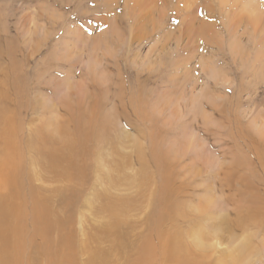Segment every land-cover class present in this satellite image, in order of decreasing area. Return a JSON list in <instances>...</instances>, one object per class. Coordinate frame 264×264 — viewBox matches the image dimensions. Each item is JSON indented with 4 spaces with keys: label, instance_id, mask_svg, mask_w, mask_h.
Returning a JSON list of instances; mask_svg holds the SVG:
<instances>
[{
    "label": "rangeland",
    "instance_id": "1",
    "mask_svg": "<svg viewBox=\"0 0 264 264\" xmlns=\"http://www.w3.org/2000/svg\"><path fill=\"white\" fill-rule=\"evenodd\" d=\"M124 1L0 0L1 213L18 228L20 190L3 188L4 163L43 217L68 216L79 264L91 253L230 264L252 250L244 264L264 263V0H193L185 11L158 1L153 19L151 0ZM84 142V180L65 213L67 166ZM171 184L184 200L174 215L155 207ZM168 239H180L173 251Z\"/></svg>",
    "mask_w": 264,
    "mask_h": 264
},
{
    "label": "bare ground",
    "instance_id": "2",
    "mask_svg": "<svg viewBox=\"0 0 264 264\" xmlns=\"http://www.w3.org/2000/svg\"><path fill=\"white\" fill-rule=\"evenodd\" d=\"M106 1V0H105ZM112 0H109V2H111ZM119 1V0H118ZM146 1V0H145ZM158 1H161L159 3H163L164 5H166V1L167 0H151L152 3V13L150 12L149 14H147L148 17L153 19V12L155 11V7L153 6L154 3L157 4ZM193 0H177V6L179 7L180 2L182 3L181 9L184 10L187 8L186 5L187 3L189 4V2L192 4L195 3V1ZM148 2V0H147ZM106 3V2H105ZM125 4L128 5V3H130L132 5L133 8H138L141 6V8L143 9V2L142 0H125L124 1ZM150 3V0H149ZM170 4V3H167ZM160 5V4H159ZM125 6V5H124ZM171 6V4H170ZM167 7V6H166ZM176 7V5H175ZM177 7V8H178ZM130 8V7H129ZM163 8V7H162ZM169 8V7H167ZM172 8V6L170 7ZM180 8V7H179ZM134 9V10H135ZM141 9V10H142ZM174 9V8H173ZM179 9V10H181ZM191 9V7H190ZM128 10V8H127ZM131 10V8H130ZM195 11V9H193ZM192 10V11H193ZM137 11V10H136ZM159 13L161 15V17L163 16V10L159 9ZM185 11V10H184ZM193 11V12H194ZM130 13V11H128ZM127 12V14H128ZM143 12V11H142ZM158 12V10H157ZM169 12V11H168ZM177 12V10L175 11V13ZM196 12L197 9H196ZM230 12V11H229ZM126 13V11H125ZM139 13V11H138ZM158 13V14H159ZM192 14V13H191ZM198 14V13H197ZM125 15V14H124ZM146 15V14H143ZM142 15V16H143ZM159 15V16H160ZM129 15H127L128 17ZM133 16V15H132ZM130 16V18L132 17ZM135 16V14H134ZM141 15H139L140 20H144L142 18ZM190 16V15H189ZM193 16V15H192ZM196 16V14H195ZM195 16H193L194 20H195ZM198 18V16H196ZM209 17V16H208ZM159 17L157 16V19ZM190 18V17H189ZM205 18V17H204ZM210 18V17H209ZM134 20V19H133ZM185 20V18H184ZM200 20H202L200 18ZM130 21V20H129ZM155 21V20H154ZM160 21V19H159ZM183 21V20H182ZM187 21V20H186ZM203 21V20H202ZM131 22V21H130ZM137 22V21H136ZM153 22V21H152ZM157 22V20H156ZM194 22V21H193ZM112 23V22H111ZM160 23V22H159ZM204 23V22H202ZM202 23L199 25L201 31H203V28L206 27L209 28L208 25H202ZM158 24V23H157ZM208 24V22H207ZM211 24V23H210ZM116 25V24H115ZM139 24H135L134 26L131 25L130 27L133 26L132 30H134V32H130V36L132 37L130 39L131 42L137 40L138 38L140 39L141 34H137L138 30H135V28L137 29ZM143 25V24H142ZM151 24L149 23L150 26ZM193 25V24H192ZM154 26V25H153ZM153 26H151L153 28ZM159 25H157L158 27ZM161 26V25H160ZM129 28V27H128ZM146 28V27H145ZM144 28V30H145ZM148 28V27H147ZM155 29L156 26L154 27ZM160 28V27H159ZM163 28V27H162ZM131 29V28H130ZM154 29V30H155ZM212 30V28H211ZM69 31V30H68ZM82 31V30H81ZM147 31V30H146ZM145 31V32H146ZM164 31V30H163ZM66 34V33H65ZM157 34V33H155ZM205 34V33H204ZM213 34V32H212ZM80 35V34H79ZM119 35V34H118ZM199 35V34H198ZM112 36V35H111ZM200 36V35H199ZM207 36V35H206ZM79 37V36H78ZM77 37V38H78ZM97 37V36H96ZM201 37V36H200ZM205 37V36H204ZM218 37V36H217ZM222 37V36H221ZM94 38V37H93ZM117 38V37H116ZM128 39V41H129ZM170 39V38H169ZM189 39V38H188ZM218 39H221L220 37ZM217 39V40H218ZM237 39V38H236ZM80 41V40H79ZM186 41V40H185ZM129 42V43H131ZM212 42V41H211ZM217 42V41H216ZM106 43V42H105ZM210 43V42H209ZM97 45V43H96ZM236 47V46H235ZM96 48V47H95ZM186 48V47H185ZM182 49V48H181ZM114 50V49H113ZM189 50H187L188 52ZM191 51V50H190ZM189 51V52H190ZM105 52V51H104ZM109 52V51H108ZM117 52V51H116ZM195 53V52H194ZM186 54V53H185ZM189 54V53H188ZM186 54V55H188ZM192 54V53H191ZM189 56V55H188ZM191 56V55H190ZM193 56V54H192ZM146 57V56H145ZM181 57V56H180ZM79 58V57H78ZM111 58V57H110ZM148 59V58H147ZM138 60V59H137ZM189 60V59H188ZM202 60V59H201ZM100 61V60H99ZM187 61V60H186ZM77 62V61H76ZM189 62V61H188ZM204 63V62H203ZM76 64V63H75ZM83 64V62H82ZM102 64V63H101ZM106 66V65H105ZM153 66V65H152ZM213 66L210 67V69ZM112 68V67H111ZM204 68V67H203ZM147 69V68H146ZM101 70V69H100ZM212 70V69H211ZM100 72V71H99ZM137 72V71H136ZM138 74V73H137ZM80 76V74L78 75V77ZM103 76V75H102ZM137 76V75H136ZM82 77V76H81ZM108 78V76H107ZM110 80V79H109ZM79 82V81H78ZM119 82V81H118ZM141 82V80H140ZM74 83V82H73ZM72 83V84H73ZM86 83L85 81L82 83H79V86H81L82 84ZM135 84V83H134ZM217 84V81H215V85ZM62 85V84H61ZM206 85V84H205ZM98 86V85H97ZM96 86V87H97ZM78 87V86H77ZM131 87V86H130ZM68 88V87H67ZM98 88V87H97ZM133 88V86H132ZM66 89V87L64 88ZM79 89V88H78ZM126 89V88H125ZM139 89V88H138ZM208 89V88H207ZM128 90V89H127ZM142 90V89H141ZM209 90V89H208ZM68 91V90H67ZM77 91V89H76ZM71 92V91H70ZM130 92V91H129ZM212 92V91H211ZM66 94V93H65ZM87 94V93H86ZM121 94V93H120ZM68 95L69 92H68ZM79 95V94H78ZM77 95V97H78ZM136 95V94H135ZM67 97V94L66 96ZM121 99V98H120ZM68 100V99H67ZM148 100V99H147ZM172 100V99H171ZM94 101V100H93ZM127 101V99H126ZM117 102V100H116ZM128 103V102H127ZM137 103V101H136ZM149 103V102H148ZM118 104V102L116 103ZM123 104V103H122ZM130 104V102H129ZM134 104V102H133ZM138 105V104H137ZM133 108V107H132ZM131 108V109H132ZM153 109V108H152ZM126 110V109H125ZM130 116V115H129ZM166 122V121H165ZM153 124V122H152ZM151 124V125H152ZM150 125V124H149ZM87 138L84 137V139L82 141H85ZM88 141V140H87ZM92 141V140H91ZM94 141V140H93ZM263 142V140H262ZM89 143L92 144V142ZM95 143V142H94ZM85 144L81 143L79 144L80 147L78 146V144H76L73 149V162L71 164H69L67 167L69 168L70 172L66 175L67 177H69L71 180L73 179V185L70 186L69 188L64 189L63 191L66 193L64 196L59 197V203L61 204L59 206L60 211L65 212L66 213V209L69 206H72V202H74L75 199L78 198V194L79 191H77V187L76 185H81L84 177H83V173H84V161L83 163L79 161L80 157L82 155H85V153L83 152V150H81V145ZM88 144V143H87ZM86 144V146H87ZM264 144V143H263ZM84 146V145H82ZM85 147H83L84 149ZM89 149V147H88ZM94 149V148H93ZM87 150V149H86ZM88 151V150H87ZM87 153V152H86ZM90 154H93V151L90 152ZM86 158V157H85ZM89 159V157H88ZM82 161V159H80ZM85 160V159H84ZM206 161V159H205ZM213 161V160H212ZM87 162V161H86ZM202 163H204L202 161ZM208 164V163H207ZM206 164V165H207ZM3 166V172L5 173V178H3V180L1 181V184L3 186V188L5 189H9L11 186V183H14L15 185H17L19 191V195H20V202H19V209L17 208V210H20L22 208V214H17L15 212V216H14V220L20 215V218H18V228L14 227V229H11L10 227L11 224L8 220V218L1 213L0 210V264H79V260L78 258V252L82 249H84V246H82V244H80L72 235V233L69 231L68 229V225L70 223V219L67 217L63 218H57L55 219V222H52L51 220H49V218L47 219L46 217H43L42 214L39 213V211H37V206L35 204V201L33 200L31 194L34 193V190L30 187L27 186L26 189L22 187V182L20 183L18 180H11V174L6 173V168H4V163L1 164ZM205 165V164H204ZM187 166V165H186ZM203 166V165H202ZM210 166V164H209ZM191 167V166H190ZM189 167V168H190ZM204 167V166H203ZM2 169V168H1ZM193 170V169H192ZM193 171H191L190 173H192ZM195 172V171H194ZM3 173V174H4ZM169 175V174H168ZM192 175V174H191ZM200 175V174H199ZM198 175V177H199ZM220 176V175H219ZM193 177V176H191ZM182 178V177H181ZM217 178V177H216ZM219 178V177H218ZM226 178V177H225ZM193 181V179H192ZM223 183V182H222ZM174 184V183H173ZM173 184H171L167 189L166 192L164 194V196H162L163 201L161 202V204L155 205V207H161L163 209H167L169 213H173L172 215H174L175 213H180L182 212L183 209V204L179 203L184 201L183 199H180L181 196H183V194L180 193V191L178 189L176 190H171ZM14 185V186H15ZM190 185V184H189ZM191 187V186H190ZM252 187V186H251ZM248 188V187H247ZM189 189V188H188ZM216 189V188H215ZM28 191H29V195H28ZM249 191V190H247ZM207 193V192H206ZM213 193V192H212ZM241 193V192H240ZM214 194V193H213ZM168 200H167V196ZM201 195V194H200ZM240 195V194H239ZM242 195V193H241ZM247 195V194H246ZM173 196V197H171ZM222 197V195H220ZM218 197V200H222L221 197ZM1 197V195H0ZM4 197V196H3ZM29 197L31 198V200L29 199ZM258 197V196H257ZM198 198V197H197ZM205 198V197H204ZM213 198V197H211ZM199 199V198H198ZM197 199V200H198ZM223 199H224V195H223ZM30 200V203H29ZM207 200V199H206ZM210 199L208 198V201ZM212 200V199H211ZM253 200H255V198L253 199H247V204L248 203H252ZM161 201V200H160ZM225 201V200H223ZM222 201V203H223ZM213 200L210 202L212 203ZM202 203V202H201ZM209 203V202H208ZM261 203V202H260ZM31 204V205H30ZM207 204V203H206ZM220 204V203H219ZM263 204V203H262ZM154 205V204H153ZM203 205V203H202ZM210 205V204H209ZM264 205V204H263ZM114 206V204L110 203V202H106L104 204L101 205V209H105V210H110L112 207ZM240 206V205H239ZM238 206V207H239ZM30 207V208H29ZM219 207V206H218ZM221 207V206H220ZM226 210H227V205L223 206ZM233 207V204H232ZM13 208V207H12ZM230 209V207H228ZM39 209V208H38ZM221 209L223 210V208L221 207ZM8 211L10 212V214H13V211L11 208H8ZM204 211V210H203ZM109 214L111 211H108ZM121 211L118 212L116 219L119 220V213ZM23 215H25L23 217ZM126 216V215H125ZM191 219V218H190ZM113 223H111V226ZM31 228V229H30ZM14 230H16V233L19 235V242L16 243L13 240V233ZM105 231H109V227H105ZM113 231V230H112ZM32 233V234H29ZM82 236V235H81ZM156 236V235H155ZM30 237V238H29ZM28 239L27 243L25 242V240ZM81 238V237H80ZM93 238V237H92ZM81 240V239H80ZM86 240V239H85ZM111 240V238H110ZM36 241V242H35ZM109 241V240H108ZM158 241V240H157ZM180 242V239H168L165 242H162V244L164 246H170L172 248V251L176 248V246L178 245V243ZM34 243H37V245H35V249L32 251H29ZM264 246V244H262V247ZM245 245L242 244L241 248H244ZM254 250L247 252V256H245L244 251H241L237 254V256H235L230 264H244L245 261H247L249 259V257H251V253H253ZM264 251V250H263ZM264 255V254H263ZM102 257H99V255H96L95 253H91L90 255H87V257L85 258V260L82 262V264H109V260L106 261L105 260V256L101 255ZM262 256V255H261ZM116 258V257H115ZM260 258V257H259ZM255 260V259H254ZM264 260V259H263ZM111 261V260H110ZM117 261V260H116ZM253 261V260H252ZM259 261V260H258ZM114 263V262H113ZM254 263V262H253ZM261 264V261L260 263ZM264 264V263H262Z\"/></svg>",
    "mask_w": 264,
    "mask_h": 264
}]
</instances>
